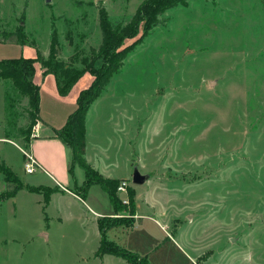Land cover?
I'll return each instance as SVG.
<instances>
[{
    "label": "rangeland",
    "instance_id": "374dc122",
    "mask_svg": "<svg viewBox=\"0 0 264 264\" xmlns=\"http://www.w3.org/2000/svg\"><path fill=\"white\" fill-rule=\"evenodd\" d=\"M144 2L0 0V55L6 56L1 58H11L5 45L19 43L22 38L13 32L21 30L23 44L37 53L52 47L53 54L43 56L52 60V65H42L45 72L84 69L100 46L101 16L127 22ZM101 63L98 59L94 65ZM114 74L108 94L134 103L130 111L138 126L150 121L151 131H138L134 167L151 173L152 180L134 185L129 177L127 193L117 197L121 217L99 220L103 228L113 226L105 240L126 249L141 236L162 242L152 253L155 264H191L189 255L195 256L198 245L211 254L196 263L264 264V0L175 5ZM55 77L66 86L60 73ZM0 81V137L20 139L27 150L21 137L28 139L33 126L28 116L36 118L33 104L11 79ZM108 111L95 108L98 118ZM6 159L16 165L22 182L33 175L25 172L18 151L1 142L0 161ZM134 189L143 214L151 213L144 200L153 194L166 195L169 208L182 210L177 230L164 231L148 218L131 229ZM75 192L84 197L83 191ZM32 196L19 197L23 207L12 220L9 207L0 205V264H128L115 255H95L98 227L83 205L71 203L73 216L66 214L59 222L52 208L42 212ZM88 196L86 202L95 210L113 211L100 184L90 185ZM127 197L129 203L123 204Z\"/></svg>",
    "mask_w": 264,
    "mask_h": 264
},
{
    "label": "crops",
    "instance_id": "0c3cea01",
    "mask_svg": "<svg viewBox=\"0 0 264 264\" xmlns=\"http://www.w3.org/2000/svg\"><path fill=\"white\" fill-rule=\"evenodd\" d=\"M7 48H10V54H8L10 56L7 57L35 58L37 56V50L27 44L11 42L10 44L5 45L6 50H8ZM48 51L49 49L45 52L40 50V54L46 56ZM1 57H6L4 55H0V59H8ZM114 75L115 74H113L105 86L102 94L89 104L88 110L85 114L84 157L86 164L90 166L101 179L120 182V180H128L129 177L132 176L134 164L139 161L138 131L140 129L141 132L143 130H146L145 132L151 130L149 129V120L146 121V124H140L139 126L137 125V122H135L134 114L130 111V109H133L134 112V103L129 104L128 101L115 100V98L110 95L111 91L108 94L107 89L113 85L112 81ZM93 78L94 76L88 71L82 73L73 83L68 92L62 94L57 89L56 77L51 73L45 72L39 62L35 63L32 80L33 83L37 85L39 92V108L36 121L40 123V128L35 136H31L30 130L28 139L22 136L21 142L26 143L27 151L33 154L40 168L31 172L33 175L29 176L28 181L22 182L18 177V170L16 169L15 164H12L8 159L5 160L6 164L0 161L10 168L16 178L24 185L23 188H20L15 192V195L7 197L6 192L8 191V188L3 179V174L0 172V205L4 203L9 207L10 217L12 214V218L10 219L12 220L15 218V211L23 207V204L19 203V197H23L24 193H31L37 204L41 205L42 212H45V210L48 211L49 208H52L51 212L55 218L61 222L66 217V214H68L69 217L73 216L69 208L71 203L81 204L86 211H88L87 213L89 215L87 214V217L90 219L92 218V220L96 222V226L98 227V241L101 243V228L99 226V220L106 216L119 214V208L113 205L108 191L101 184L100 186L106 191L107 195H109L113 211H109L105 214L89 206L86 202V197H89L90 186L85 191L82 190L85 182V171L78 164H74V167L71 166L72 151H70L69 146L55 134L66 124L68 116L77 108L76 98L80 90L86 89L92 82ZM1 88L2 84L0 81V93ZM109 96H111L113 100L109 98ZM97 106H103L104 109L109 110L108 113H105L103 118L97 117L98 114L97 112L95 113V108H97ZM94 114L95 116L93 118ZM163 119L167 120L166 118ZM153 134L155 136L157 135L156 132H153ZM19 141L20 139L16 140L6 134L0 137V143L5 142L13 146V148L18 151L23 161L24 157L21 152L23 147L20 146ZM139 172L147 176L146 181L152 180L150 178L152 175L151 173L147 171L141 172L140 170ZM93 184L99 183H91L90 185ZM30 186L37 187L38 191H29L28 187ZM75 190L83 191L84 197H80ZM134 190L135 196L130 209L132 210V218L129 224L131 229H138L142 226L140 225L142 219L148 218L153 223L160 225L164 231L168 230V228L173 229V232L177 230V226L183 221L181 219L182 210H173L169 208V200L166 198V195L161 198L154 194L150 197H145L144 203L146 204V207L151 209V213L143 214L138 207L139 195H137L136 189ZM45 192L48 193L47 203H44ZM115 195L116 197H120L118 193ZM91 199L92 198L90 197L89 200ZM154 202L157 203V206H154ZM48 217V215H45V220L48 219ZM188 223H190V221ZM112 227L113 226H107L105 228L104 237L106 231L110 230ZM166 236H170L176 242L174 235L172 236L168 233ZM132 239L134 240V246L128 247V249L119 247L112 240L109 241L117 245L120 249H125L135 255L146 258L149 264H155L152 253L153 250L157 249L162 244V242L161 244H157L150 239H146L144 236L139 237V239H137V237L136 239ZM98 248L95 250V255L98 252ZM203 251L204 249L202 250L198 245L197 250L195 251V256L189 255L191 264H200V262H205L210 257L211 253ZM107 254L113 255L111 253H104L101 254V256H107ZM199 257L200 262L196 263L197 258ZM123 259L129 264L125 258Z\"/></svg>",
    "mask_w": 264,
    "mask_h": 264
},
{
    "label": "trees",
    "instance_id": "16d2710c",
    "mask_svg": "<svg viewBox=\"0 0 264 264\" xmlns=\"http://www.w3.org/2000/svg\"><path fill=\"white\" fill-rule=\"evenodd\" d=\"M187 1L189 0H145V2L127 22L114 23L108 18V15H102L99 22L101 42L98 50H96L93 54V57L90 60L91 62L81 70L74 69L70 72H58L55 69L54 72L50 71V73L52 72L55 76L57 73H60L63 76L66 84L65 87H63L60 80L56 78L57 89L62 94L68 92L73 83L82 73L88 71L92 76H94L90 85L87 86L86 89L80 90L76 98L77 108L68 116L66 124L55 134L57 137H60L69 146L70 151H72L71 166L74 167V164H78L85 171V182L82 190L85 191L91 183L101 184L108 191L111 197V202L115 207L117 203L115 188L117 187L118 182L101 179L100 176L90 166H88L85 161V114L88 110L89 104L102 94L110 78L123 65L124 58L135 49L139 41L144 38L154 26L160 23L162 13L175 7V5L184 4ZM140 30H142V32H140ZM139 32L141 34H139ZM13 33L22 38L19 42L20 44L25 42L26 38L24 32L21 30H15ZM52 52L53 49L51 47L49 49V56ZM98 59L101 60L102 63L99 67H96L94 64ZM51 61L52 60L48 58H43L40 52L37 53L35 58L11 57L8 59H0V79H11L15 86L19 89H23L21 92L25 95H29V100L33 104V110L36 114V118L39 108V92L37 85H35L32 80L34 65L36 62H39L41 65L48 66L49 64L52 65ZM61 62L62 61L57 60L55 61V64L60 66ZM27 88L31 89V91L26 92ZM36 118L28 116V120L32 124L35 123L33 121ZM0 172L3 174L5 183H7V197L15 195V192L18 189L24 187V185L16 178L12 170L1 162ZM28 190L38 191V188L30 186L28 187ZM47 195L48 193L45 192L44 203L48 202ZM133 198L134 196H131V203L133 202ZM100 228L101 243L98 248V255L111 253L121 258H125L129 264H149L146 258L135 255L125 249H120L111 241L105 240V228L102 226H100Z\"/></svg>",
    "mask_w": 264,
    "mask_h": 264
},
{
    "label": "built area",
    "instance_id": "2783aa9c",
    "mask_svg": "<svg viewBox=\"0 0 264 264\" xmlns=\"http://www.w3.org/2000/svg\"><path fill=\"white\" fill-rule=\"evenodd\" d=\"M40 128V123L36 121V123L33 124L31 128V136H35L38 133V130ZM21 152L24 155V164L23 168L25 169L26 173H31L34 172L36 169L40 168L38 165V162L36 161L35 157L33 154L25 149H21ZM130 187V183L128 180H121L120 184L116 187L117 193H124L126 194L128 191V188ZM121 202L123 204H128L129 199L127 198H122ZM115 217H121L119 214L114 215Z\"/></svg>",
    "mask_w": 264,
    "mask_h": 264
},
{
    "label": "water",
    "instance_id": "95a60500",
    "mask_svg": "<svg viewBox=\"0 0 264 264\" xmlns=\"http://www.w3.org/2000/svg\"><path fill=\"white\" fill-rule=\"evenodd\" d=\"M147 176L143 175L139 172V170L137 169V167L134 168L132 176H131V180L133 182V184H142L146 181Z\"/></svg>",
    "mask_w": 264,
    "mask_h": 264
}]
</instances>
